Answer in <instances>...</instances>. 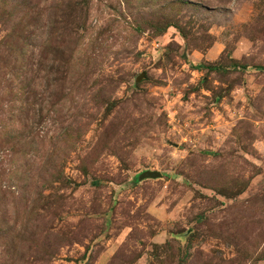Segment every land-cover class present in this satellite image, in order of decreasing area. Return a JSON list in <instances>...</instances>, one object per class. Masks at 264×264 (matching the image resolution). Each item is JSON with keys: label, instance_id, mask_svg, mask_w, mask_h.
<instances>
[{"label": "rangeland", "instance_id": "obj_1", "mask_svg": "<svg viewBox=\"0 0 264 264\" xmlns=\"http://www.w3.org/2000/svg\"><path fill=\"white\" fill-rule=\"evenodd\" d=\"M0 264H264V0H0Z\"/></svg>", "mask_w": 264, "mask_h": 264}, {"label": "water", "instance_id": "obj_2", "mask_svg": "<svg viewBox=\"0 0 264 264\" xmlns=\"http://www.w3.org/2000/svg\"><path fill=\"white\" fill-rule=\"evenodd\" d=\"M158 176H159V173L156 171H146L141 174V178H155Z\"/></svg>", "mask_w": 264, "mask_h": 264}]
</instances>
